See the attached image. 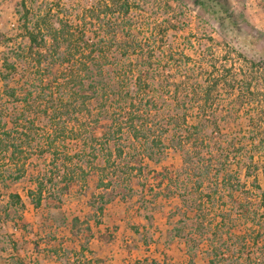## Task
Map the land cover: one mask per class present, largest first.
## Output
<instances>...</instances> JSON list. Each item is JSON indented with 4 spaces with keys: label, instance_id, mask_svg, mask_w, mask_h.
Wrapping results in <instances>:
<instances>
[{
    "label": "trees",
    "instance_id": "trees-1",
    "mask_svg": "<svg viewBox=\"0 0 264 264\" xmlns=\"http://www.w3.org/2000/svg\"><path fill=\"white\" fill-rule=\"evenodd\" d=\"M194 1L223 27L233 17L227 0ZM131 9L129 0H97L73 22L71 16L66 19L51 7L35 12L26 0L21 1L15 37L26 42L18 51L3 54L0 66V170L10 181H18L24 176L26 153L32 150L39 158L49 155V160L44 159L46 170L30 192L39 208L49 187L63 185L61 189L67 191L75 182L87 181L89 171L82 162L92 169L93 160L101 156L103 166L97 169L126 171L123 183L133 185L138 181L134 172L141 174L142 168L128 162L127 156L152 161L170 146L182 155V167L161 174L160 182L166 183L172 197L181 199L183 218L192 221L188 225L179 220L175 238L184 233L190 251L203 247L206 264L264 262V186L257 179L258 172L264 173V122L256 119L264 114V95L252 88L254 72H240L236 64L211 65L203 88L180 89L190 79L184 75L180 82L170 80L165 73L181 72L189 58L182 53L176 58L171 47L159 46L154 39L157 32L139 38L129 25ZM1 41L7 46L12 38L0 34ZM235 53L240 61L245 58ZM246 61L248 69L256 66ZM160 64L164 69L156 67ZM170 81L173 89L168 87ZM222 90L236 92L240 104L242 98L259 103L250 117L249 134H229L222 127L215 102ZM15 104L21 113L7 120ZM67 137L82 141L77 153L60 149ZM9 166L14 173L3 170ZM5 181H0L3 187ZM100 183L113 184L112 179ZM128 188L126 197L133 199L135 189ZM8 197L11 205L22 206L18 194ZM81 222L73 218L71 235L58 247L65 253L63 245H73L64 254L66 261L75 258L98 264L89 248L93 230L87 227L83 232ZM192 226L199 236L185 234ZM97 229L105 243L112 240L100 234V225ZM52 245L46 244L50 249ZM55 253L59 252L55 249Z\"/></svg>",
    "mask_w": 264,
    "mask_h": 264
},
{
    "label": "rangeland",
    "instance_id": "rangeland-1",
    "mask_svg": "<svg viewBox=\"0 0 264 264\" xmlns=\"http://www.w3.org/2000/svg\"><path fill=\"white\" fill-rule=\"evenodd\" d=\"M21 1L0 0V34L12 38L7 46L3 41L0 43V66L3 54L11 50L18 51L23 46L22 43L26 42L15 37L19 18L17 9ZM96 1L26 0L28 7L35 12L51 7L60 12V15H65L66 19L72 17L73 22ZM129 1L132 8L129 25L134 26L139 38H148L153 32H157L154 39L158 45L171 47L176 58L180 53L189 58V64L181 68V72L165 73L170 80L174 77L180 82L184 75L190 79L182 83L180 89L203 88L204 77L212 70L211 65L219 66L224 63L228 67L236 64L234 66L240 72H254L257 81H254L252 88L254 91L260 90L264 95V0H227L233 17L224 27L194 0ZM235 50L241 52L247 61L245 58L240 61ZM223 55L226 61L223 60ZM245 61L255 62L256 66L253 65L250 70ZM164 66L160 64L156 67L164 69ZM192 70L196 72H190ZM171 82L168 87L173 89L175 86ZM234 94L236 92L232 93L231 90L216 93V108L219 110L217 116L227 133L249 134L250 117L256 114L260 105L256 99L247 98H242L244 103L240 104ZM263 98L261 100L264 105ZM13 105L7 120L21 113L19 104ZM256 119L264 122V114ZM45 123V119L41 120V124ZM100 131L96 130V136L100 135ZM126 142L128 144L130 141ZM92 143L95 144V141ZM82 146V141L67 137L59 147L72 155ZM26 154L29 157L26 160L24 176L20 180L10 181L8 175L0 170V181L8 178L5 181L6 186L3 187L0 182V264H87L84 259L71 258L66 261L64 254L73 246L70 243L63 245L65 253L58 247L71 235L70 225L73 218L81 219L79 228L83 232H86L87 227L92 228L89 248L93 251V256L100 260L98 264L107 261H114L110 264H206L203 247L190 251V246L182 237L184 233L175 238L176 228L180 226L177 222L185 220L184 208L181 199L178 196L172 197L166 183L160 182L161 174L173 173L182 167V155L176 149L169 146L152 161L140 158L134 161L128 155V162H137L142 168L141 174L134 172V175H138V181L133 185L123 183L126 171L115 174L112 169H97L103 166L101 156L93 160L94 162L85 157V161H92L94 166L90 169L89 165L81 163L89 171L87 181H77L67 191L61 189L63 185L49 187L43 194L39 208L33 205L30 192L36 189L38 175L47 168L44 161L50 157L46 155L39 158L32 150ZM2 161L5 163L3 159ZM5 165L6 163L2 166ZM3 170H8L7 173L14 171L10 166ZM100 179L105 182L112 179L113 184L109 187L101 185ZM257 179L264 186L262 171L257 173ZM251 181L248 180L250 184ZM127 186L135 189L133 199L126 197L130 192ZM172 189L174 190L173 187ZM9 194H18L22 206L11 205ZM155 194H159V197H155ZM185 221L188 225L192 223L190 220ZM97 223L100 225V234L106 239L112 238L110 242L105 243L100 239ZM191 228L188 227L185 234L199 236L194 231V226ZM48 243L54 244L52 249L47 248ZM103 243L106 244L104 247Z\"/></svg>",
    "mask_w": 264,
    "mask_h": 264
},
{
    "label": "crops",
    "instance_id": "crops-1",
    "mask_svg": "<svg viewBox=\"0 0 264 264\" xmlns=\"http://www.w3.org/2000/svg\"><path fill=\"white\" fill-rule=\"evenodd\" d=\"M103 245V247L106 245V244H102ZM114 261H107V262H104V264H110V263H113ZM99 264H101V263H99Z\"/></svg>",
    "mask_w": 264,
    "mask_h": 264
}]
</instances>
